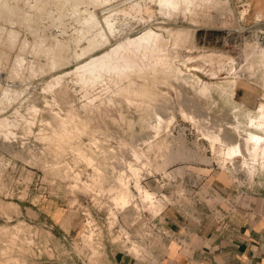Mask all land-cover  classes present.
Listing matches in <instances>:
<instances>
[{
    "label": "rangeland",
    "instance_id": "rangeland-1",
    "mask_svg": "<svg viewBox=\"0 0 264 264\" xmlns=\"http://www.w3.org/2000/svg\"><path fill=\"white\" fill-rule=\"evenodd\" d=\"M202 1L167 16L157 0H0V264H155L163 212L187 208L203 185L196 173L212 165L247 176L240 157L224 162L205 135L240 142L252 158L237 96L243 81L263 88V66H245L264 18L249 20L245 0ZM167 28L189 34L174 44ZM150 29L165 38L166 65L102 71L88 84L77 75ZM168 151L184 156L170 161ZM132 167L153 202L135 189ZM125 191L126 206L115 200Z\"/></svg>",
    "mask_w": 264,
    "mask_h": 264
},
{
    "label": "crops",
    "instance_id": "crops-1",
    "mask_svg": "<svg viewBox=\"0 0 264 264\" xmlns=\"http://www.w3.org/2000/svg\"><path fill=\"white\" fill-rule=\"evenodd\" d=\"M245 1L249 3V20L264 18V0ZM244 11L240 12L242 16ZM251 44L245 68L254 73L264 68V49ZM235 63L227 65L231 69ZM232 71L230 75L235 69ZM238 86L244 88L237 96L245 113L244 126L251 120L255 123L253 128L245 129L264 137V84L262 89L244 81ZM261 149L264 151V143ZM237 157L238 169L246 177L236 179L211 165L209 173L195 174L203 185L190 192L185 210L176 206L164 210L165 234L159 242L155 264H264V155L258 160L248 155ZM236 158L228 161L233 167ZM121 262L132 264L126 259Z\"/></svg>",
    "mask_w": 264,
    "mask_h": 264
},
{
    "label": "bare ground",
    "instance_id": "bare-ground-1",
    "mask_svg": "<svg viewBox=\"0 0 264 264\" xmlns=\"http://www.w3.org/2000/svg\"><path fill=\"white\" fill-rule=\"evenodd\" d=\"M157 1H158V4H160L161 13L164 15H167V16H171L172 14L178 15L180 12H184V14L186 15V13L188 11H192V8L194 7L195 2H196V0H157ZM204 1L205 0H203L202 2H204ZM207 1L212 2V0H207ZM110 20H111V16H109L107 18L106 23L111 28V31H112L113 27L111 26V23L113 21L111 22ZM167 30L170 33V35L174 36V39H175L174 44H177L178 42H180L184 38V36L186 38V36H187L186 34H189V32L187 33L184 30V28H182V29L167 28ZM15 37H16V35H15ZM15 37H14V35L11 37L12 42H14ZM254 43H256V46L259 47L257 42H254ZM165 45L166 44H165L164 36L161 33H157L155 31H153L152 29H150V30L144 32L142 35L138 36L137 38H135L133 40H128L124 44H119L117 48H115V49L111 50L109 53H107L104 58H99V59H97V60H95L89 64H86L82 68L78 69L77 73H79V74H77V75L80 76L81 80L88 79L89 81L83 80V81H86L84 83L88 84L89 82L95 83L96 81L100 80L102 71L104 73L105 71L109 72V71L115 69V70H118L122 75H124V76L127 75L130 77V74L134 73L135 70H138V72H140V73H144V72L148 71L150 68H153L154 70L155 69L158 70V68H160L159 67L160 65H162V64L166 65V60H165L166 58L165 59L163 58L165 56H161V54L165 50ZM141 56H142V58H141ZM149 58H152V59L154 58V60L146 61V59H149ZM203 58H205V57H203ZM211 60H212L211 62H214L213 61L214 59L211 58ZM135 67H137V69H134ZM209 72H211V71H209ZM231 73H233V72H231ZM203 85H204L203 91H208L209 86H207V83L203 82ZM51 87H54V86L52 85V86H50V88ZM4 92H6V89H4ZM6 93H5V96H6ZM182 114L184 116H189V115H187V113L183 109H182ZM162 120H163V118L160 117L159 128L161 127L160 124L163 123ZM63 123H64L63 126L65 127L67 125V122L63 121ZM2 125H3V123H2ZM254 126H255L254 120H251V122L248 123L246 127H252L253 128ZM64 127H62V128H64ZM66 128H68V127L64 128L63 134L66 136V138L71 137V135H73V134L71 132H69ZM237 129H238V132L240 134L241 132H240L239 128H237ZM244 132H246V134H244V143L243 144L245 146L244 145L243 146L247 148V151L249 152V154L251 155V157L253 159L258 160L260 156L264 155V151L261 149L262 144L264 143V137L253 133L252 130H248V129L246 130L245 129ZM66 134H68V135H66ZM158 136L159 135H157V137ZM205 136H206L207 140L210 142L212 149L215 151H218V156L224 162L233 160L234 158H236L237 156L242 154V149H241L242 146H241L240 142H236L235 144H225V141L223 140V135L221 133H219V134H216L215 132L207 133ZM55 138H56V136H55ZM58 138H57V140L60 141L61 139H58ZM154 143H156V142L154 141ZM151 144H153V142ZM139 152H138V149H137V151H134V157L137 161L142 160V156L140 155ZM166 155H169L171 157V159L168 158L170 161L178 159L179 156H181V157L184 156L180 152L175 153V152H171V151H168ZM167 157L168 156H166V158ZM146 159H147V164L148 163L150 164L151 163L150 158L148 157ZM244 162L246 163V160H244ZM151 165H152V163H151ZM139 169L140 168L132 167V170H133L134 175L136 177L135 189H137L139 191V193L143 199L153 202L154 196L148 190H146L145 187L141 184V177L139 175V173H140ZM120 177H121L120 183H122V185H123V183L125 184L126 182H124V181H126V180H125L124 175L122 174V176L120 175ZM125 192H124V194H122L120 192L119 196L117 194L118 197L115 199L119 203L124 204V205L127 204L128 198L130 197V195L127 194L128 191L126 193Z\"/></svg>",
    "mask_w": 264,
    "mask_h": 264
},
{
    "label": "built area",
    "instance_id": "built-area-1",
    "mask_svg": "<svg viewBox=\"0 0 264 264\" xmlns=\"http://www.w3.org/2000/svg\"><path fill=\"white\" fill-rule=\"evenodd\" d=\"M251 38L253 42H257L260 49H264V24L261 26L260 29L256 30L252 35ZM261 46V47H260Z\"/></svg>",
    "mask_w": 264,
    "mask_h": 264
}]
</instances>
